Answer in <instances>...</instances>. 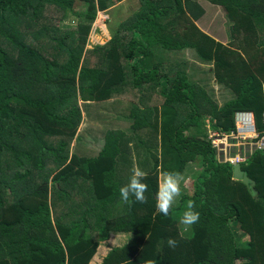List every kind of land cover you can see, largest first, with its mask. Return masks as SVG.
<instances>
[{"label":"trees","instance_id":"1","mask_svg":"<svg viewBox=\"0 0 264 264\" xmlns=\"http://www.w3.org/2000/svg\"><path fill=\"white\" fill-rule=\"evenodd\" d=\"M122 1L0 0V264H89L111 233L132 238L100 264H264V153L239 165L247 186L206 134L235 132V115L250 113L264 136V0H202L224 13L225 46L194 25L200 0H138L108 42L88 49L97 15ZM66 13L77 24L61 29ZM184 51L192 58L179 60ZM208 79L230 100L218 106L198 84ZM110 101L131 135L98 132L97 155L74 151L83 114ZM137 165L147 202H124L119 189ZM161 169L194 176L168 216L155 210ZM190 200L200 219L185 230Z\"/></svg>","mask_w":264,"mask_h":264},{"label":"rangeland","instance_id":"2","mask_svg":"<svg viewBox=\"0 0 264 264\" xmlns=\"http://www.w3.org/2000/svg\"><path fill=\"white\" fill-rule=\"evenodd\" d=\"M197 3H198L197 9L200 10V15H199V19L196 22H194L196 28L204 35L210 37L216 43H219L221 45L228 44L229 39L227 32L228 29L227 20L222 10L217 6L210 5L206 1L200 0ZM138 9H139L138 0H124L120 3L111 5L110 8L107 9L105 12L99 13L97 15L95 23L92 26V31L89 37V43L87 45V48L89 49L92 46L104 45L106 42H108L111 39L112 35L115 33L117 27L132 13H135ZM83 12H84L83 8H78L74 10L75 15H82ZM76 24H77L76 17L72 16L69 13H66L65 16L61 18V21L58 22V27H60L61 29H68L75 27ZM191 55H192L191 51H184L182 53H179L177 58L179 60L186 61L192 58ZM203 70L205 74L206 73L209 74V78H210V74H211L210 68L206 67L203 68ZM189 76L191 77L192 80L196 81V76L192 75L191 71L189 73ZM210 80L212 79H208L207 81L198 84L201 87H204L207 84L208 90H206V92L208 96L211 99H214V102L218 106H221L225 101L229 99L228 97L229 92L224 88L216 86L215 83L214 82L212 83V81ZM78 104L79 106L82 107L81 102H79ZM89 104L92 105V103ZM113 104L114 103L112 102L101 104L100 108L102 111L100 110V108L98 109V107H96L97 105L95 103L94 106L92 105L91 112L89 113V115L83 116L84 118L82 119L80 127L76 132L75 143H74L75 146L73 145L74 151L77 148L80 149L81 153H84L85 155H91V156L97 155L103 146V137H100L98 135V132L103 133L108 129L120 130L125 135L130 136L131 129L129 127V123L126 120L120 119V117L117 116V114L114 113L113 110L110 111L112 107L109 108V106ZM83 106L84 108H86L85 104ZM108 123H111L112 126L108 127ZM206 126L208 127L207 123L205 124V127ZM146 134L147 133H144V136ZM206 134H208V141L210 142L211 141L210 136L212 133L206 131ZM157 141L159 140L157 139ZM247 148L249 147H245L244 149ZM232 150H233L232 148L226 149V152L223 153V161L230 163V160L232 159L229 157V154H231ZM246 151L249 152V150ZM159 152H161L160 149ZM232 164L233 163H231V165ZM199 165H201L200 161H198L195 164V166L197 167L196 171H200V168L198 169ZM193 181H194V176L192 175H189L186 179L183 178L181 185L183 193L191 194ZM234 231H235L236 244L239 246H245L248 242L247 235L243 231H241L238 226L234 228ZM126 237L127 236L125 235V238ZM111 238H115V239L117 238V240H119V238H124V236L118 235V236H112ZM106 243L108 245V243L110 244L112 242L106 241Z\"/></svg>","mask_w":264,"mask_h":264},{"label":"clouds","instance_id":"3","mask_svg":"<svg viewBox=\"0 0 264 264\" xmlns=\"http://www.w3.org/2000/svg\"><path fill=\"white\" fill-rule=\"evenodd\" d=\"M244 114H249L252 116L253 125L251 129L255 131L253 115L250 113H244ZM232 149L234 150L239 148H232ZM254 151L255 149L252 150V152L247 156V158H249ZM220 154L223 155V152H220ZM234 157H230V158H234ZM237 165L239 166L240 164ZM147 175H148L147 172L142 170L139 167V165L134 167L128 183L121 186L119 189L120 197L124 202H128L129 199L133 197L136 202L139 203L147 202V197L145 196V193L148 191V185L147 183L144 182L147 178ZM182 181H183V176L180 173L161 169L159 188L155 197L156 198L155 210L157 213L162 214L164 216L169 215L170 211L177 203V199L182 194V188H181ZM195 207L196 206L193 201L191 200L188 201L186 208L180 217V223L185 227V230L191 228L194 224L199 222L200 213L195 210ZM167 245L170 248H176L178 246V241L169 238L167 241ZM146 264H156V262L154 260H148Z\"/></svg>","mask_w":264,"mask_h":264},{"label":"built area","instance_id":"4","mask_svg":"<svg viewBox=\"0 0 264 264\" xmlns=\"http://www.w3.org/2000/svg\"><path fill=\"white\" fill-rule=\"evenodd\" d=\"M252 116L249 114L238 113L235 115V132L229 134L211 135V144L218 148L220 152H226L227 148H245L244 150L262 151L264 153V136L259 137L252 128ZM223 152V153H224ZM230 164L237 165L244 163L247 156H235L231 158Z\"/></svg>","mask_w":264,"mask_h":264},{"label":"crops","instance_id":"5","mask_svg":"<svg viewBox=\"0 0 264 264\" xmlns=\"http://www.w3.org/2000/svg\"><path fill=\"white\" fill-rule=\"evenodd\" d=\"M211 5V4H210ZM202 33V32H201ZM223 46H225V45H223ZM201 66V68H202V70H203V68H206V67H208V68H210V66H205V65H200ZM210 70H211V68H210ZM190 73V72H189ZM212 83H213V81H212ZM229 96V99L228 100H230V94H228ZM227 97V98H228ZM263 98H264V86H263ZM227 100V101H228ZM110 102H112V103H114V101H110ZM226 102V101H225ZM224 102V103H225ZM111 106V105H110ZM87 114L85 113V114H83V116H86ZM108 130H111V129H108ZM112 130H114V131H120V130H115V129H112ZM122 132V131H121ZM138 134V136L137 137H139L140 139H142V140H144V138H145V136H144V133H142V132H139V133H137ZM131 135V134H130ZM118 235H122V236H124V238H119V240H117V238L115 239V238H111L112 236H118ZM125 235L127 236L126 238H125ZM131 238H132V235L131 234H129V233H121V234H116V233H111L110 235H109V238H108V242H112V243H108V245H107V243H106V241H104V242H102V243H100V245L98 246V248H97V250H96V253H95V255L93 256V258L91 259V261H90V263L89 264H100L101 263V261H102V259L106 256V254L112 249V248H114V247H118V246H122V245H124V244H126V243H128L130 240H131ZM109 240H111V241H109ZM106 243V244H105Z\"/></svg>","mask_w":264,"mask_h":264},{"label":"water","instance_id":"6","mask_svg":"<svg viewBox=\"0 0 264 264\" xmlns=\"http://www.w3.org/2000/svg\"><path fill=\"white\" fill-rule=\"evenodd\" d=\"M233 178L238 181H241L244 185L253 186V183L246 177L245 174L240 171L238 165L234 166Z\"/></svg>","mask_w":264,"mask_h":264}]
</instances>
